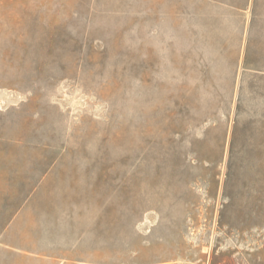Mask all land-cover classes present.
<instances>
[{
    "label": "rangeland",
    "instance_id": "374dc122",
    "mask_svg": "<svg viewBox=\"0 0 264 264\" xmlns=\"http://www.w3.org/2000/svg\"><path fill=\"white\" fill-rule=\"evenodd\" d=\"M0 264H264V0H0Z\"/></svg>",
    "mask_w": 264,
    "mask_h": 264
},
{
    "label": "crops",
    "instance_id": "0c3cea01",
    "mask_svg": "<svg viewBox=\"0 0 264 264\" xmlns=\"http://www.w3.org/2000/svg\"><path fill=\"white\" fill-rule=\"evenodd\" d=\"M32 182L28 184V186L26 187V189L28 190L31 186ZM33 224V223H32ZM32 226V225H31Z\"/></svg>",
    "mask_w": 264,
    "mask_h": 264
}]
</instances>
